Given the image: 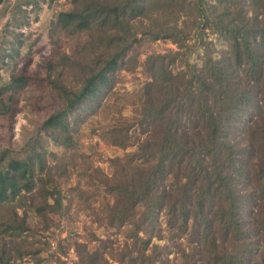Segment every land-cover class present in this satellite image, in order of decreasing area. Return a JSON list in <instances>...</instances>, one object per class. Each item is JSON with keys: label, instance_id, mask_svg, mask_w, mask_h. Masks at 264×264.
Listing matches in <instances>:
<instances>
[{"label": "trees", "instance_id": "16d2710c", "mask_svg": "<svg viewBox=\"0 0 264 264\" xmlns=\"http://www.w3.org/2000/svg\"><path fill=\"white\" fill-rule=\"evenodd\" d=\"M70 3L56 14L52 29L78 38L75 55L57 54L43 78L63 105L40 126L66 149L76 147L69 117L102 98L117 71L136 67L141 45L156 40L175 45L142 60L137 117L100 133L112 145H135L110 159V175L95 169L99 184L93 190L111 197L100 200L102 219L129 225L131 243L119 253L120 261L164 264L168 246L151 243L162 213L170 234L188 242L187 252L176 243L182 264H264V0ZM208 34L227 43L218 57ZM200 47L197 66L191 56ZM19 81L23 77L12 76L9 84ZM8 107L0 98V113ZM134 123L146 132L136 143L129 133ZM46 152L38 137L21 153L0 150V205L12 208L1 217L2 236L30 230L17 212L28 194L29 208L44 222L62 207L46 170ZM76 250L78 264H103L85 244ZM9 261L10 249L0 241V264Z\"/></svg>", "mask_w": 264, "mask_h": 264}, {"label": "rangeland", "instance_id": "374dc122", "mask_svg": "<svg viewBox=\"0 0 264 264\" xmlns=\"http://www.w3.org/2000/svg\"><path fill=\"white\" fill-rule=\"evenodd\" d=\"M70 8V0H0V98L9 106L6 113H0V150L21 153L28 141L38 137L47 150L46 170L54 177L62 198V207L49 212L46 222L29 208L32 194L23 198L17 212L26 216L30 230L19 236L0 234V241L10 249V264H78L77 244H85L90 252L95 251L103 264H123L119 253L126 243H131L126 236L129 225L111 224L102 219L100 200L105 203L111 197L102 195L99 190L98 195L93 188L97 187L96 176L100 173L95 169L98 167L101 173L110 175V159L133 151L135 145L126 148L112 145L102 139L100 133L117 121L127 119L129 122L137 117L138 95L145 82L142 60L147 53L164 52L174 49L175 45L169 40L141 45L137 66L117 71L102 98L69 117L76 147L66 149L41 131L40 126L51 112L63 105L43 78L48 76V63L52 65L57 54L71 58L75 55L78 38L52 29L56 14ZM206 40L214 48V57L227 47L216 34H208ZM202 56L200 47L192 54L191 61L200 66ZM12 76L23 77V81L10 85ZM129 133L133 143L146 136L136 123ZM33 197L35 202L41 201L39 194ZM48 202L53 200L49 197ZM11 209L9 204H1L0 220L11 213ZM157 223L151 243L168 246L167 254L163 251L167 258L164 264H182L183 257L176 243H181V248L187 252L186 237L176 239L170 234L162 213H158Z\"/></svg>", "mask_w": 264, "mask_h": 264}]
</instances>
